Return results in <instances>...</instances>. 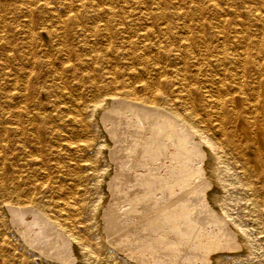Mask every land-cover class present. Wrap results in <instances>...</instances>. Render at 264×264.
I'll return each mask as SVG.
<instances>
[{"label": "rangeland", "instance_id": "374dc122", "mask_svg": "<svg viewBox=\"0 0 264 264\" xmlns=\"http://www.w3.org/2000/svg\"><path fill=\"white\" fill-rule=\"evenodd\" d=\"M204 1L0 0V264H264V187L249 185L244 171L253 149L243 155L239 148H213L209 151V159L196 154L185 159L183 162H190L185 165L181 159L171 162L169 151L144 154L141 150L139 153L138 136L151 132L143 125L148 127L155 122V128L160 120L168 122L164 116L160 118L158 111L114 99L107 108L99 110L96 106L101 96L124 98L126 89L134 90V96L144 97L148 93L145 85L156 81H163L161 87L169 94L182 89L178 82H165V79L180 77L178 68L183 64L176 53L182 24L190 26L199 44L207 38L208 43L218 46L216 33L223 31L227 41L236 39L242 29L252 32L253 41L260 37L263 23L255 20V9L264 10V0ZM109 9L112 11L110 18L117 23L116 28L110 27L114 36L108 39ZM68 15H78L80 25L75 31L65 33V29H59V20ZM63 24L65 27L66 23ZM166 25L169 30L165 29ZM143 27L150 31L144 39L146 43H156L163 48L157 52V46L153 45L146 53L149 62L145 64L125 52L127 41L135 38L136 32ZM29 40L33 41L31 50L27 47ZM242 40L238 44L241 45ZM64 45L71 49L70 54L62 50ZM196 49L193 57L197 58L202 70L188 66L191 74L188 83L192 86V97L201 107L199 113L203 115V109L210 110L206 96L218 93L214 85L222 79L231 85L232 78L218 54L209 56L200 48ZM45 53L52 55L53 64L41 62ZM34 58L41 63L33 64ZM67 58L71 65L61 68L62 74L57 77L60 60ZM96 66L101 71L94 72ZM106 70L115 71L113 77L116 79L111 87H118L117 95H111L108 88H96V83L104 85L111 80L104 75ZM18 108H22L21 118L33 116L43 123L39 134L31 128L30 140L17 129H10ZM225 126L235 128L231 121ZM170 127L177 133L184 132L179 122H173ZM208 133L215 134L213 130ZM72 138L91 139L94 148L84 151L71 147L67 142ZM120 138L122 142L117 140ZM170 141V144L175 143ZM199 148L203 153L207 149L200 144ZM161 153L165 157L159 155ZM155 179L157 189L149 193L145 184ZM69 197L80 208L77 214L57 211L59 201ZM34 204H39L49 217L60 222L64 231H68L55 233L56 242L47 243L48 248L52 247L47 253L28 243L25 234L33 228L17 222L10 210L23 207L32 222ZM166 211L176 213L175 217L181 222L162 214ZM180 211L185 214L180 215ZM192 213L195 218L191 217ZM166 219L170 220L169 225ZM188 222L198 228L197 233L194 229V234L189 232ZM199 237L206 238L207 245H199L196 241ZM67 243L72 245L67 247Z\"/></svg>", "mask_w": 264, "mask_h": 264}, {"label": "bare ground", "instance_id": "6f19581e", "mask_svg": "<svg viewBox=\"0 0 264 264\" xmlns=\"http://www.w3.org/2000/svg\"><path fill=\"white\" fill-rule=\"evenodd\" d=\"M44 3H45V1H44ZM220 7H221V5H220ZM69 12L71 13V11H69ZM232 12H233V10H232ZM149 13H150V11H149ZM111 14H112V11L110 10L107 13V15H108L107 19L108 20L106 22V24L109 26V28H108L109 31L107 33L108 39L109 38H112L114 36V34H113L114 32H112V28H110V27L113 26L114 28H116V23H117V22H114L115 19H111L110 18ZM175 15H176V13H175ZM219 16H220V14H219ZM220 17H222V16H220ZM255 20H258V21L261 20L262 23H263L262 32L260 34V37H258L257 40H255V41L252 40V38H251V33L252 32L247 31L246 29H245L246 31L242 29L241 32H240V34L237 35V38L236 39L228 40L227 41L226 37L223 34L224 33V31H223V33L222 32L216 33V39L219 42V45L218 46L211 45L210 44L211 42L208 43V39L207 38H204L202 41H200V44L202 43V45H201L202 47H200V44L198 42H195V39L196 38L194 37V35H193L192 31H191L190 26L187 23L186 24H182V26H180V30H181L180 31V41H179V45L180 46H179L178 52L176 53L177 55H179V58L181 59L182 64H183V65H180V67L178 68L179 69V73H180V77L178 78L177 76H175L174 79H165V82L166 83H170V84L171 83L172 84L173 83L175 84V83L178 82V83H180L183 86V88L180 89V90H178V91H176L174 94H169V93H166L167 91L165 89H162L163 87H161V84H164L163 81H156L155 83H152V84L148 83V84L145 85V88L148 90V93L144 97L134 96L135 93L133 92L134 90H132V89H126V96L124 98H122L121 96L118 97V98L117 97H110V98H108L106 96L105 97L101 96L102 99H99L98 102H97V104H96L97 109L101 110V109L107 108L110 105L111 101L114 99L116 102L117 101H120V102L121 101H123V102L124 101L125 102L126 101H129V102H133V103H136L138 105L144 106L147 109L148 108L149 109H153L155 112L158 111L156 113L159 114L160 118H161V116H164V118L168 119V122H165V121H161L160 120V121L157 122V126L155 128L153 127V126L156 125L155 122H153V124L151 126H148V127L147 126L144 127V125H143V128L150 129L151 132L148 131V133H150L149 135L144 134V136L143 135L142 136H140V135L138 136L139 137V143H137V144H139V146H141V147H138V149L140 148L139 153L141 152V150L144 152V154H148V153H155V154H157L158 151H161L162 152V150L164 152H168L169 151L168 160H170L171 162L179 161V159H181L182 162H183L185 159H191V158H193L196 154H199L202 158H206L207 157V159H209L208 158V156L210 154L209 151L211 149H213V148H224V147H234L236 149L239 148L240 150H242L243 155H246V151L251 148V149H253V152L254 153H253V155L250 156V159L247 160V162H246V164L244 166V171H245L246 175L249 178V182H248L249 185L253 186L254 188L255 187L258 188L259 186L261 188H263L264 187V10L258 11V9H255ZM110 22H111V24H110ZM63 23H66L65 27H64V24ZM78 25H80L79 16L78 15H68L67 17L61 18L59 20V29L60 30L65 29V33H68L69 31H75L77 29V26ZM171 25H173V24H171ZM221 26H222V24H221ZM202 28H203V26H202ZM165 29L169 30L170 28L168 27V25H166L165 26ZM50 30H51V28H50ZM220 31H221V29H220ZM136 33L137 34H136V37L135 38H130L129 41H127V48H126L125 52H126V54L130 58L131 57L132 58L135 57L136 59L140 60V62H142L144 64L145 63H148L149 62V57L146 55L147 51H149V49L151 47H153V45H156L157 46L156 47L157 48V52H160V50H162L163 48L160 45L156 44V43H151V42L146 43V41L144 39H145V37L147 38V36L150 35V31H149V28L148 27H143V28H141V30H138ZM221 34H223V35H221ZM29 35H30V33H29ZM138 38H140V39H138ZM238 38L240 40H237ZM241 40L243 41V43L240 45L238 43ZM28 44H27V47L31 50L32 49V45H33V41L29 40ZM196 48H200V51L202 50L204 54L209 55V56L214 55V54L215 55L218 54V56L220 58V61L223 63V65L225 64L228 67L225 71H228V69H229L230 77L232 78L231 85H229L228 82H226L224 79L221 80V83H216V85H214L215 88H216V90L218 91V93L215 94V95L209 94L208 96H206L207 104L210 106V110L208 109V107L206 109H203L204 110V114L203 115H200L201 113H199V109L201 107H200L199 103H197L196 99L194 97H192V94H191V92H192V86L188 83V79L191 76V74H189L188 66H195V67L199 68L198 69L199 71L202 70L201 65H200L199 61L197 60V58L196 57H193L194 53L197 50ZM62 50L66 54H70V52H71V49L68 48L65 45L63 46V49ZM105 51H106V49H105ZM193 59H194V62L192 61ZM33 60H34L33 61V64L34 63L36 64L37 61H39V60H37L35 58ZM60 61L61 62H59L58 68L56 69L57 77H60L61 76L62 69H65V68L67 69V67H69L71 65L70 58H67L66 60H62L61 59ZM41 62L53 64L52 55L50 56L49 53H47V54L45 53V55L42 58ZM41 62H38L37 64H39ZM155 69H157V67ZM158 69H160V68L158 67ZM93 70H94V72H99V71H101V68L98 67V66H96V67H94ZM106 71H108V72H105L104 75L106 77H108L109 79H111V80L108 81L107 83H105L104 85H101L100 82H98V84L96 83V88H97V90H104V89H107L108 88L110 90V92H112V93L114 92L113 94L111 93V95H117L116 94V90L118 89V87L115 86V85L113 87H111L112 83H115V79L116 78L114 79V77H113L115 75V71H112V70H106ZM166 71H167V69H166ZM101 73H103V72H101ZM247 76H249V78H247ZM125 102H124V104H125ZM25 110H27V108H25ZM21 112H22V108H18V110L16 112V115L17 116L15 118V121H14L13 125L10 126V129H12V130H14V129L16 130L17 129L20 133H22L23 135H26V137H27L28 140H30L32 138V135L31 134H33V133H31V128L34 129L39 134L40 133V130L43 127V123L41 121L35 120V118L33 116H31L29 118H26V119L25 118L24 119L21 118V114H20ZM107 112L109 113V110ZM152 113H153V111H151V114ZM138 114H139V112H138ZM154 115H153V118H155ZM106 116H108V115H106ZM109 117H110V114H109ZM144 118H145V116H144ZM158 120H159V118H158ZM105 121H106V119H105ZM229 121L234 122V124H235V126H234L235 128L233 127L234 129H228V127L225 126L226 122H229ZM148 122H149V120H148ZM173 122H175V123L176 122H179L181 124L182 128L184 129V132L177 133L178 131L176 132L174 129H172L170 126H173ZM141 123H142V121H141ZM104 124H106V123H104ZM150 124H151V122H150ZM117 128H119V127H117ZM130 130H128V131H130ZM210 130H213V132L215 134L211 135L210 133H208V131H210ZM112 131H114V130H112ZM115 131H116V129H115ZM115 131H114V133H116ZM119 133H120V130H119ZM120 134H119V136H120ZM139 134H140V131H139ZM116 135H118V134H116ZM129 135H131V133ZM119 136H118V138H119ZM123 139H125V138H123ZM132 139H131V143H132ZM136 139H137V136H136ZM163 139H165L166 141L164 142ZM117 140H120L122 142V138L117 139ZM170 140H172V142L175 141V143L174 144H170L169 143V142H171ZM124 143H126V141H124ZM128 143H130V142H128ZM131 143H130V146H131ZM67 144L69 146H71V147L82 148L84 151H90L92 148H94V142H93V140L88 139V138H85V139H82V140H79V139L78 140H73V138H72V139H69V141L67 142ZM196 144H198V145H196ZM199 144H200V146L203 145L204 147L206 145L207 149L204 150V153L205 154L203 153L202 150H200ZM143 145L144 146L146 145L147 147H143ZM255 145H256V148H255ZM124 149H125V147H124ZM224 151H226V150H224ZM122 152H123V150H122ZM143 152H142V154H143ZM133 153H135V150H134ZM137 153H138V150H137ZM162 154L163 153H161L159 155H162ZM118 156H119V154H118ZM162 156H164V154ZM137 157H136V160H137ZM157 157H158V155H157ZM159 158H162V157L160 156ZM128 159H130V158H128ZM148 159H150V158H148ZM152 159H153V157H152ZM133 160H134V158H133ZM163 160H165V158L162 159V161ZM183 163L185 165V164H188L190 162H183ZM146 165H147V163H146ZM240 169H241V167H240ZM151 171H152V169H151ZM202 172H203V170H202ZM189 173H191V172L189 171L188 174ZM164 176H166V175H164ZM213 176H214V174H213ZM143 177H144V175H143ZM140 178H141V176H140ZM154 178H156V177H154ZM159 178H160V176H159ZM172 178H173V176L170 178V181L172 180ZM167 179H169V177ZM160 180L163 181V179H160ZM143 182H145L144 179H143ZM152 183H154L155 185H152ZM128 184H129V182H128ZM145 185H146V188H148L149 193H151V191L153 189H157L156 188L157 187V179L153 180V182H146ZM112 187H114V186H112ZM205 188H206V186H205ZM0 189H1V186H0ZM191 189H193V188H191ZM168 192H169V190H168ZM190 193H192V191ZM262 198H263L262 199V203L264 205V196ZM149 199H151V198H149ZM169 201H170V199H169ZM146 202H148V201H146ZM157 202H159V201H157ZM133 203H134V201H133ZM136 204H137V202H136ZM144 204H145V202H144ZM146 205H147V203H146ZM149 205H152V204L150 203ZM153 206H154V204H153ZM5 207H6V205H5ZM28 207H26V208H28ZM9 208L10 207H8V209ZM29 208H30L29 210H31V207H29ZM142 208H143V206H142ZM176 208H177V206H176ZM176 208L174 207L175 210H176ZM138 209H141V208H138ZM10 210L11 211L13 210V214H14L13 217L16 218V219L15 218L14 219L17 220V222L21 223L23 226L25 224V226L28 225L29 228H33V230H30V231H27L26 232L25 239L26 240L29 239V242L28 243H30L33 247L38 248L43 253H47L48 252V249L50 248V247L48 248V246H46V245H48L47 243H51L52 244V243H55L56 242V239L54 237H56V234L55 233L57 231L60 230V231H63L64 233L68 232V231H64L63 230V227H62V225L60 224L59 221L55 220L54 218L49 217L45 213L46 211L44 212L43 208L39 204H34V208H33V210H31L32 211V214L35 215V219L32 222H30L31 221L30 218H32V217L31 216L30 217L28 216L27 211H25L23 207H20V206L19 207H14L13 209H10ZM79 210H80L79 206H77L75 204L74 199H71V197L65 198V199L59 201V203L57 204V211H59L62 214L73 215V214H77L79 212ZM145 210L146 209H144V211ZM162 210H163V208H162ZM114 211H115V209H114ZM156 211L158 213V210H156ZM184 211H180L179 214L180 215H184L185 214ZM189 211H191V210H189ZM148 213H151V212H148ZM198 213H200V212H198ZM205 213H207V212L205 211ZM159 214H160V212H159ZM162 214H164V215H167L168 214V216H170V217H172V218H174V219L177 220V218L175 217L176 213L174 215L173 213H171L169 211H166V212H164ZM108 215H109V213H108ZM114 216H116V215H114ZM194 216H193V213H192V216L191 217H194ZM196 219H197V216H196ZM196 219H195V222L197 221ZM205 219H204V221H205ZM138 220H139V218H138ZM179 221L181 222V219ZM200 221H202V213H201V220ZM204 221L202 222V224L204 223ZM190 222H191V220H190ZM113 224L117 225L116 223H113ZM113 224H112V227L114 226ZM123 224H124V222H123ZM142 224H144V223H142ZM166 224L169 225L170 224V220L166 219ZM196 225H197V223H196ZM117 226H119V225H117ZM175 226H177V225H174L173 227H175ZM199 226H200V224H199ZM106 227H105V229H106ZM180 227H178V228H180ZM187 227L189 229V232L191 231L194 234V232L192 231L194 229L196 231V233H197V229L198 228L194 227L193 224H191V223L188 222L187 223ZM166 228H167V226H166ZM102 229H103V227H102ZM184 229H185V227H184ZM130 230L131 229H129V231ZM177 231H178V229H177ZM179 231H180V229H179ZM120 232H121V230H120ZM146 233L148 234V232H146ZM211 233H212V231H211ZM105 234L107 235V233H105ZM175 234L176 233H174V235ZM181 234H182V232H181ZM181 234L179 236H181ZM185 234H187V233L185 232ZM111 235H112V233H111ZM171 235H173V234H171ZM70 236H72V235L70 234ZM177 236L175 235L176 238H177ZM188 236H190V235H188ZM59 238H57V239H59ZM183 238H184V236H183ZM68 239H69V242L71 243L70 238H68ZM68 239L66 240L67 242H68ZM194 239H195V236H194ZM66 241H64V244L66 243ZM196 241H197V243H199V245H207V243H208V240L206 238L203 239V238H200L199 237L198 239H196ZM57 242H59V241H57ZM157 243H158V241H157ZM178 243H180V242L178 241ZM195 244H196V242L194 243V245ZM209 245L212 246L211 244H209ZM68 246H69V244L67 245V247ZM135 246H136V244H135ZM220 246H222V245H220ZM59 247H60V245H59ZM173 247H175V246L173 245ZM239 247H240V245H239ZM51 248H50V251H51ZM63 248H64V246H63ZM55 249H56V247H55ZM57 249H58V247H57ZM183 249H185V251H186V248L183 247ZM64 250H63V252H64ZM169 250H170V248H169ZM150 253H152V252H150ZM53 255H54V253H53ZM64 261H65V259H64Z\"/></svg>", "mask_w": 264, "mask_h": 264}]
</instances>
